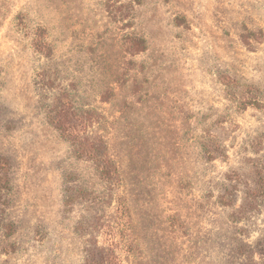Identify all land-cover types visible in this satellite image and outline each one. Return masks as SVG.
<instances>
[{
    "label": "rangeland",
    "instance_id": "1",
    "mask_svg": "<svg viewBox=\"0 0 264 264\" xmlns=\"http://www.w3.org/2000/svg\"><path fill=\"white\" fill-rule=\"evenodd\" d=\"M243 84L264 0H0V264H264Z\"/></svg>",
    "mask_w": 264,
    "mask_h": 264
},
{
    "label": "trees",
    "instance_id": "2",
    "mask_svg": "<svg viewBox=\"0 0 264 264\" xmlns=\"http://www.w3.org/2000/svg\"><path fill=\"white\" fill-rule=\"evenodd\" d=\"M176 23L179 25L180 23L182 24V20H179V18L175 19ZM262 36V32L259 30L257 32H251V31H244L240 34V39L242 41V43L245 46H248L250 44V38L254 37L255 39L260 40ZM138 40V39H135ZM232 83H235L234 81ZM243 91L241 92V97L237 103H238V108L242 111H245L249 108L253 109V110H264V102H260V100L257 98L258 96H256L255 94V90L254 87L250 84H243ZM59 117H61V114L59 115ZM62 118L58 119V123L61 124V120ZM60 121V122H59ZM67 129V128H66ZM69 131V130H68ZM71 134V132H69ZM262 180V197H264V192H263V188H264V180L261 178ZM258 196V194L252 193L251 197L256 199V197Z\"/></svg>",
    "mask_w": 264,
    "mask_h": 264
}]
</instances>
